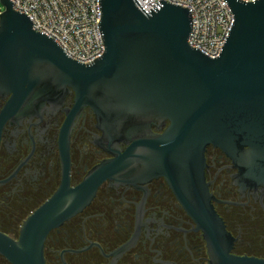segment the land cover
<instances>
[{
    "label": "water",
    "instance_id": "water-1",
    "mask_svg": "<svg viewBox=\"0 0 264 264\" xmlns=\"http://www.w3.org/2000/svg\"><path fill=\"white\" fill-rule=\"evenodd\" d=\"M224 1L234 20L218 57L211 58L188 45V8L161 0L146 12L137 0H99L105 51L81 64L35 32L12 2L0 0V96L8 97L0 130L30 100L38 114L46 103L61 105L72 90L69 127L89 108L109 142L141 132L131 136L125 153L96 169L94 184L90 178L75 189L62 186L23 222L17 240L0 232V257L7 263L45 264L49 232L81 212L106 177L142 162L148 174L166 180L218 264H264L229 256L233 240L204 178V153L212 145L231 158L244 181L264 186V0ZM166 124L162 134L142 136Z\"/></svg>",
    "mask_w": 264,
    "mask_h": 264
},
{
    "label": "flooded vegetation",
    "instance_id": "flooded-vegetation-1",
    "mask_svg": "<svg viewBox=\"0 0 264 264\" xmlns=\"http://www.w3.org/2000/svg\"><path fill=\"white\" fill-rule=\"evenodd\" d=\"M7 100L0 96V111ZM74 100L70 90L61 105L46 103L38 114L30 100L0 130V232L13 240L62 186L75 189L90 178L94 184L96 169L131 148V136H140L133 131L126 141H107L89 108L69 127ZM166 127L142 136L160 135ZM204 162L211 205L233 240L229 256L264 261V186L244 181L217 147H206ZM43 255L45 264H218L166 180L148 174L142 162L99 183L81 212L49 232Z\"/></svg>",
    "mask_w": 264,
    "mask_h": 264
},
{
    "label": "built area",
    "instance_id": "built-area-1",
    "mask_svg": "<svg viewBox=\"0 0 264 264\" xmlns=\"http://www.w3.org/2000/svg\"><path fill=\"white\" fill-rule=\"evenodd\" d=\"M16 12L26 15L32 29L52 39L70 59L88 64L100 58L104 43L99 28V0H9ZM148 12L161 0H137ZM188 8L192 31L188 45L206 56L218 57L233 24L224 0H164ZM252 3L256 0H240Z\"/></svg>",
    "mask_w": 264,
    "mask_h": 264
},
{
    "label": "rangeland",
    "instance_id": "rangeland-1",
    "mask_svg": "<svg viewBox=\"0 0 264 264\" xmlns=\"http://www.w3.org/2000/svg\"><path fill=\"white\" fill-rule=\"evenodd\" d=\"M3 11V7L1 6V4H0V12H2ZM0 264H8L4 259L2 260H0Z\"/></svg>",
    "mask_w": 264,
    "mask_h": 264
}]
</instances>
